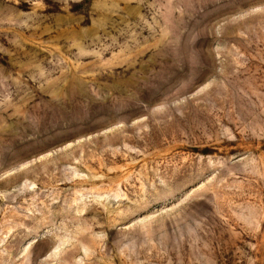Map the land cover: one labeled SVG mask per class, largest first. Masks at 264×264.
<instances>
[{"label":"rangeland","instance_id":"1","mask_svg":"<svg viewBox=\"0 0 264 264\" xmlns=\"http://www.w3.org/2000/svg\"><path fill=\"white\" fill-rule=\"evenodd\" d=\"M0 264H264V0H0Z\"/></svg>","mask_w":264,"mask_h":264}]
</instances>
